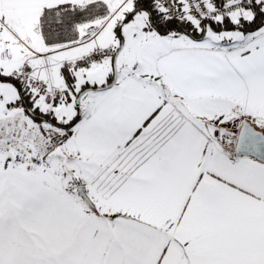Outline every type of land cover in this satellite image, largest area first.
<instances>
[{
    "label": "crops",
    "instance_id": "1",
    "mask_svg": "<svg viewBox=\"0 0 264 264\" xmlns=\"http://www.w3.org/2000/svg\"><path fill=\"white\" fill-rule=\"evenodd\" d=\"M135 1L125 18H137L131 48L146 58L124 65L111 86L109 62L127 37L100 66L60 65L117 46L104 23L92 25L101 16L67 19L55 40L68 44L61 54L38 56L21 40L0 45V71L26 70L53 87L67 71L77 90L89 87L81 96L98 94L66 130L77 185L96 209L0 152V264H264V162L235 154L244 120L264 131V29L227 42L186 33L177 43L181 32L161 33ZM91 4L0 0V23L36 39L44 17Z\"/></svg>",
    "mask_w": 264,
    "mask_h": 264
},
{
    "label": "rangeland",
    "instance_id": "2",
    "mask_svg": "<svg viewBox=\"0 0 264 264\" xmlns=\"http://www.w3.org/2000/svg\"><path fill=\"white\" fill-rule=\"evenodd\" d=\"M121 1L124 0H92L91 5L79 8L77 11L71 13L58 12L55 15H48L47 18L44 17L37 24L36 28L39 32L37 35L38 38L36 39H29L22 35L21 32H23V30L20 32L18 29H14L15 26L9 23H0V45L3 44V50L5 47L13 45L16 41L19 43L25 42L26 45L24 46L26 48L30 47V49L28 48L30 51L31 49H36V53H44L47 50L50 51V49H57L59 50L57 54H61L60 49L64 46H68V44L59 43V41L56 43L55 40H59L61 37L64 38L66 36V33L62 29L66 26L65 21L67 19L71 21H82L80 20L82 17L85 19L86 16L90 18L93 15H97L99 19V16H101V20L92 25L104 23L101 29L104 28L105 33L108 31L115 33L117 46L113 45L114 41L112 43H107L112 51H114V47H116V52H119L124 38H129L122 53L118 56L116 55V61L111 60L109 62L113 67V71H111L112 80L115 76L123 73L124 65L128 66L130 69L137 68L141 63L139 59L146 58L145 56L135 54L134 50L131 48L133 41L140 40L137 39V29L134 25L135 22H137V18H129L128 20L125 18L129 15V12L127 13L126 11L131 7L133 0H125L120 4ZM114 11L115 13H113ZM251 15V11L246 9L245 11L232 15V17L238 19L241 16ZM243 34L245 33L241 31H214L212 28L207 27L203 36L205 35L214 41L219 40L220 42H227ZM174 37L177 43H183L186 39L192 38L184 32ZM113 38L115 40L114 36ZM19 40H21V42ZM210 43L211 42H209V44ZM50 44H52L51 47ZM107 60L108 58L104 63ZM138 60L139 62H137ZM13 72H11V75H13ZM38 79L46 80V78L40 77ZM61 80V78L56 80L55 87H59V89L64 91L62 100H49V98L40 93L38 88H30L35 98V105L33 107H37L43 112L54 114L59 121L70 122L78 115H85L89 111L91 103L98 97V94L97 92L88 91L82 96L81 94L77 96L76 93L79 91L77 90V85L74 86L73 89L67 83L62 84ZM96 80L100 83V78H96ZM52 84L54 85V83ZM17 97L18 93L17 88L15 89V85L13 86L9 81L0 80V152L12 154L17 160L22 159L21 162L25 163L27 166H35L34 168L42 175L49 178L54 185L67 191L75 190L78 186L76 179V163L72 157L74 152L71 150L68 132L66 131L71 127L66 128L57 126L50 121H36L30 115L25 114L20 105H14V102L18 99ZM58 146L62 147L63 151L67 154L69 159L67 164L61 154L55 153ZM0 158L3 159L4 157L1 156ZM76 194L79 195L78 193Z\"/></svg>",
    "mask_w": 264,
    "mask_h": 264
},
{
    "label": "trees",
    "instance_id": "3",
    "mask_svg": "<svg viewBox=\"0 0 264 264\" xmlns=\"http://www.w3.org/2000/svg\"><path fill=\"white\" fill-rule=\"evenodd\" d=\"M135 1V0H134ZM216 5L221 3V0H212ZM135 12L139 9H148L152 13L153 22L155 27L164 34L170 32H185L194 37L203 36L205 29L207 27L212 28L214 31H241L243 33H250L255 31H261L264 28V0H253L252 5L248 8L251 11V16H241L238 19L233 18L229 15H224L220 20H202V21H193L187 17H166L157 6L155 0H141L136 2ZM88 17V16H86ZM63 75L66 83L74 89L76 86L74 78L70 72L63 71ZM0 80L9 81L15 85L17 88L18 99L17 103L14 102V105H20L25 114L30 115L36 121H50L57 126L62 127H72L76 122L81 118V115H78L75 119L70 122L59 121L54 114L50 112H43L35 105V98L29 86L11 73H6L0 71ZM113 79L109 81L108 86L113 84ZM111 84V85H110ZM102 87H105L103 85ZM89 87L86 85L82 86L81 89L76 93L79 96L83 91L87 90ZM93 88H98L94 86ZM12 105V104H10Z\"/></svg>",
    "mask_w": 264,
    "mask_h": 264
},
{
    "label": "built area",
    "instance_id": "4",
    "mask_svg": "<svg viewBox=\"0 0 264 264\" xmlns=\"http://www.w3.org/2000/svg\"><path fill=\"white\" fill-rule=\"evenodd\" d=\"M160 11L169 18L187 17L193 21L220 20L224 15H235L248 9L253 0H221L220 4H215L212 0H155ZM62 49H60L61 51ZM59 50L48 53H37L38 56L46 58L52 53L57 54ZM109 47H98L84 55L67 57L60 60L62 69L81 70L90 66H100L111 56ZM52 57V56H51ZM13 76L24 81L29 88H38L40 93L49 100H62L64 91L53 87L48 81L40 80L26 70L14 71Z\"/></svg>",
    "mask_w": 264,
    "mask_h": 264
},
{
    "label": "water",
    "instance_id": "5",
    "mask_svg": "<svg viewBox=\"0 0 264 264\" xmlns=\"http://www.w3.org/2000/svg\"><path fill=\"white\" fill-rule=\"evenodd\" d=\"M55 153L61 154L64 157L65 163L67 164L69 159L62 147L58 146L55 150ZM235 154L237 156H253L264 162V131L257 128L249 120H244L238 133ZM75 191L83 197L88 207L91 209H96V204L88 194L85 186L79 185L75 188Z\"/></svg>",
    "mask_w": 264,
    "mask_h": 264
}]
</instances>
